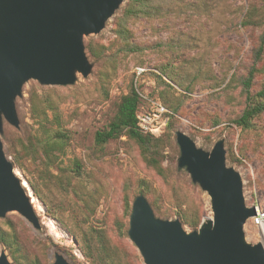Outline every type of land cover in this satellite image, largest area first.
<instances>
[{
    "label": "rangeland",
    "instance_id": "374dc122",
    "mask_svg": "<svg viewBox=\"0 0 264 264\" xmlns=\"http://www.w3.org/2000/svg\"><path fill=\"white\" fill-rule=\"evenodd\" d=\"M125 2L112 18L121 14ZM251 9L252 24L244 27L241 22ZM112 18L98 34L82 38L84 50L88 43H94L103 53L100 59H93L85 50L91 67L86 77L76 72V81L69 86H41L31 79L23 83L21 94L14 100L19 126L14 128L3 121L0 141L5 156L13 163L9 157L12 146L27 140L35 143L34 139L40 137L30 114L29 91L43 90L54 98L65 136L57 162L61 171L55 166L47 168L37 159L24 174L14 166L19 178L31 180L52 201L64 199L74 207L72 196L63 198L55 188L47 191L41 178L48 174L69 177L73 161L80 162L82 177L76 182V189L79 194L91 192L93 205L97 203L94 215L87 225L81 226L83 232L94 237V231L102 232L121 262L143 264L126 234L131 212L124 204L125 193L131 208L136 193L144 188L141 195L154 216L178 220L186 233L199 228L190 227V222L199 221L200 225L203 219L212 217L208 195L192 183L185 168L177 167L176 132L186 135L197 149L207 153L222 141L225 165L239 174L245 204L249 195L264 197V113L249 130L232 123L244 106L243 80L253 66L264 67V54L256 64L253 61L260 20L264 19V0H152V11L147 17L128 21L130 42L139 47L133 53L120 49L121 42L112 32ZM165 64L172 66L176 77L177 84L164 80L173 88L167 94L178 113L168 109L174 125L159 152L162 173L158 174L144 164L138 148L125 136L97 147L94 135L113 117L120 98L134 90L136 68L144 69L136 82L138 91L163 105L159 97L162 87L157 85L155 75H160L158 68ZM262 70L254 74L249 89L252 94L264 84ZM101 72L110 77L106 98L98 82ZM148 108L147 100L139 99L137 111ZM164 133L159 138L164 139ZM35 213L40 223L38 230L15 212L0 218V225L5 220L11 222L28 264H53L55 254L70 264H97L84 254L82 234L74 227L80 218L77 213H63L67 227L47 216L45 207L41 214ZM243 230L246 244L260 243V234L254 228L244 225ZM1 254L12 264L2 245Z\"/></svg>",
    "mask_w": 264,
    "mask_h": 264
},
{
    "label": "water",
    "instance_id": "95a60500",
    "mask_svg": "<svg viewBox=\"0 0 264 264\" xmlns=\"http://www.w3.org/2000/svg\"><path fill=\"white\" fill-rule=\"evenodd\" d=\"M123 1L0 0V132L3 121L19 126L14 100L25 81L69 86L76 72L89 74L82 38L101 32ZM175 140L177 167L210 198L211 221L186 233L178 220L156 218L144 196H136L127 235L143 264H264L260 243H245L243 228L255 211L245 204L239 174L225 165L222 141L207 153L181 132ZM15 173L0 141V218L15 212L38 230L33 192ZM0 264H8L4 254ZM53 264L70 263L55 254Z\"/></svg>",
    "mask_w": 264,
    "mask_h": 264
},
{
    "label": "trees",
    "instance_id": "16d2710c",
    "mask_svg": "<svg viewBox=\"0 0 264 264\" xmlns=\"http://www.w3.org/2000/svg\"><path fill=\"white\" fill-rule=\"evenodd\" d=\"M152 11V0H126L124 7L119 16L112 18V32L114 37L121 42L120 49H128L130 53L137 52L139 47L130 42L132 38L131 31L128 27V21L132 18L147 17ZM252 9L245 14L241 25L246 27L252 24ZM261 32L258 36V43L253 51L254 64L259 62L264 54V19L260 20ZM87 54L93 59H100L103 55L102 50L97 48L94 43H88L85 46ZM264 68V67H262ZM262 68H255L254 66L248 72L247 77L243 80L244 106L240 115L233 120V124L241 130H249L253 126V122L264 113V84L255 93L249 91L254 74L260 73ZM160 75H155L157 85L162 87L159 97L162 100L163 106L170 110L173 114L178 113V108L173 105L167 92L173 91L170 83L176 82V77L171 65H164L159 67ZM109 75L106 72H101L98 77L99 87L104 90V97H107V90L105 87L109 82ZM165 79V80H164ZM29 105L31 118L34 120L37 128L40 131V137L35 138V143L28 140L26 143L19 142L17 146H12L9 152L13 165L23 174L27 172L28 166L34 163L37 159L43 161L47 168L56 167L57 171H61L57 167L59 155L63 152L65 138L61 130L60 115L58 113V104L54 98L48 93L35 89L29 91ZM139 105V98L133 89L122 96L116 104V110L113 117L107 125L97 131L94 135V143L97 147L104 146L107 142L116 140L121 136H125L128 141H131L139 150L140 156L144 164L155 170L158 174L162 173L158 156L163 144L169 140L170 133L173 129V120L171 114L168 115V120L165 127L164 139L155 138L150 135H143L137 130L136 111ZM71 174L69 177H62L58 175L48 174L42 176L41 180L45 182L44 186L47 191L50 188H55L63 198L72 196L71 204L62 199L60 202H54L46 194L42 193L38 187L31 181L27 180L33 195L45 207L47 216L53 218L63 226H68L63 217V213L67 210L71 214L77 213L74 226L83 237L85 244V256L97 264H129L128 262H121L120 255L116 250L109 245L107 239L102 232H95L94 236H88L83 232L82 225H87L91 217L95 213L97 203L93 205L91 192L79 194L76 189V182L80 181L82 177V167L77 160L73 161ZM73 180L75 182L73 183ZM56 187H50V186ZM145 189L140 188L136 193L138 196L144 195ZM136 195V196H137ZM125 193L124 204L130 210V202ZM62 207V208H61ZM26 221V220H25ZM27 222V221H26ZM28 223V222H27ZM4 225V227L2 226ZM0 225V245H2L8 252L12 264H28L23 246L18 238L17 233L12 228L11 222L5 220ZM31 226V225H30ZM189 226L196 229L199 226V221L190 222ZM32 227V226H31ZM33 228V227H32ZM34 229V228H33ZM36 230V229H35ZM128 231V230H127ZM126 231V234H127ZM128 237V235H127ZM69 260L72 263V256Z\"/></svg>",
    "mask_w": 264,
    "mask_h": 264
},
{
    "label": "built area",
    "instance_id": "2783aa9c",
    "mask_svg": "<svg viewBox=\"0 0 264 264\" xmlns=\"http://www.w3.org/2000/svg\"><path fill=\"white\" fill-rule=\"evenodd\" d=\"M143 72L144 69L136 68L134 91L139 99L147 100L149 108L147 110L136 111L137 130L143 135L157 138L165 131L170 112L161 103L145 98L138 91L136 82ZM246 206L253 207L255 214L246 220L245 225L254 228L259 234L264 232V197L259 198L249 195Z\"/></svg>",
    "mask_w": 264,
    "mask_h": 264
},
{
    "label": "bare ground",
    "instance_id": "6f19581e",
    "mask_svg": "<svg viewBox=\"0 0 264 264\" xmlns=\"http://www.w3.org/2000/svg\"><path fill=\"white\" fill-rule=\"evenodd\" d=\"M16 171V170H15ZM18 172V171H17ZM17 176H18V173H15ZM25 187L24 188H26V185H24ZM32 205H33V207H34V209H35V211L38 213V214H41L42 212H43V208H42V206H41V204H40V202L39 201H37V200H35V198H34V196H33V198H32ZM211 220L210 219H207V218H205V219H203V225H206V224H208V222H210ZM260 245H261V248H262V250H263V252H264V232H261L260 233Z\"/></svg>",
    "mask_w": 264,
    "mask_h": 264
}]
</instances>
